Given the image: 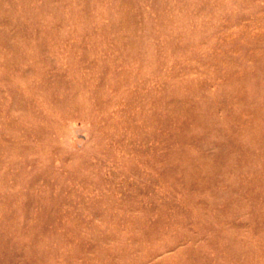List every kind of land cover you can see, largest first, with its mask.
Segmentation results:
<instances>
[{
    "label": "rangeland",
    "instance_id": "obj_1",
    "mask_svg": "<svg viewBox=\"0 0 264 264\" xmlns=\"http://www.w3.org/2000/svg\"><path fill=\"white\" fill-rule=\"evenodd\" d=\"M0 264H264V0H0Z\"/></svg>",
    "mask_w": 264,
    "mask_h": 264
}]
</instances>
